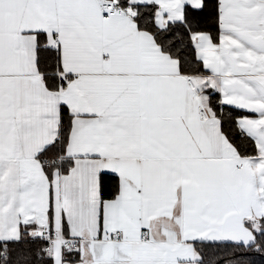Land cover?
<instances>
[{
    "label": "snow or ice",
    "instance_id": "6c2138e0",
    "mask_svg": "<svg viewBox=\"0 0 264 264\" xmlns=\"http://www.w3.org/2000/svg\"><path fill=\"white\" fill-rule=\"evenodd\" d=\"M264 256V0H0V264Z\"/></svg>",
    "mask_w": 264,
    "mask_h": 264
},
{
    "label": "trees",
    "instance_id": "16d2710c",
    "mask_svg": "<svg viewBox=\"0 0 264 264\" xmlns=\"http://www.w3.org/2000/svg\"><path fill=\"white\" fill-rule=\"evenodd\" d=\"M255 264H264V256L256 255L254 258Z\"/></svg>",
    "mask_w": 264,
    "mask_h": 264
}]
</instances>
